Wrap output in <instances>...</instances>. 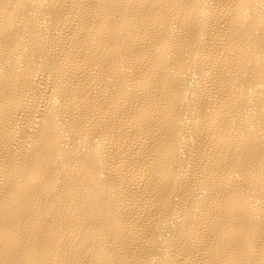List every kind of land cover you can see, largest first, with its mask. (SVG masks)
Here are the masks:
<instances>
[{
	"label": "bare ground",
	"instance_id": "1",
	"mask_svg": "<svg viewBox=\"0 0 264 264\" xmlns=\"http://www.w3.org/2000/svg\"><path fill=\"white\" fill-rule=\"evenodd\" d=\"M0 264H264V0H0Z\"/></svg>",
	"mask_w": 264,
	"mask_h": 264
}]
</instances>
